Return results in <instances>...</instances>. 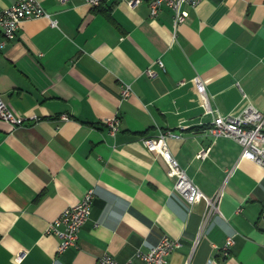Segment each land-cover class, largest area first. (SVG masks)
Returning a JSON list of instances; mask_svg holds the SVG:
<instances>
[{
	"label": "crops",
	"instance_id": "0c3cea01",
	"mask_svg": "<svg viewBox=\"0 0 264 264\" xmlns=\"http://www.w3.org/2000/svg\"><path fill=\"white\" fill-rule=\"evenodd\" d=\"M16 1L0 0V11ZM37 1L49 18L24 21L10 42L0 31V96L25 120L0 121V264H94L103 253L124 263L164 235L181 242L166 264H264V167L205 132L248 106L264 117V0H201L177 26L166 7L151 18L149 0ZM113 117L111 135L103 122ZM167 131L180 136L167 147L200 192H221L203 229L205 199L188 205L141 143ZM89 188L77 246L58 255L47 227Z\"/></svg>",
	"mask_w": 264,
	"mask_h": 264
},
{
	"label": "built area",
	"instance_id": "2783aa9c",
	"mask_svg": "<svg viewBox=\"0 0 264 264\" xmlns=\"http://www.w3.org/2000/svg\"><path fill=\"white\" fill-rule=\"evenodd\" d=\"M61 4H65L70 0H57ZM102 0H84L87 6L97 7L101 4ZM143 0H128L127 5L134 7L141 4ZM201 0H149V16L153 19L157 17L160 10L163 7L170 9L173 12L174 24L181 25L188 18V11L184 7L194 9V7ZM49 18L45 10L41 7V4L37 0H17L13 6L5 8L0 11V31L5 41H11L14 39L18 32L19 25L24 21ZM51 27H55V21L50 20ZM146 75L150 78L156 77L154 71L148 69ZM202 77L197 76L192 79V83L195 87L203 108L206 113L211 114L213 111L209 108L207 99V90ZM122 99H126L131 96L132 90L129 85H123L121 89ZM65 121L66 118L62 117ZM0 121H4L10 124L12 128L23 125L24 118L13 114L9 107L4 103L0 96ZM103 125L107 127L109 133L114 135L118 133L120 127V120L116 117L106 119ZM208 136L211 139H231L237 141L240 145V156L250 162H254L264 167V117L257 110L252 107L245 108L238 117L216 115L210 126L206 128ZM166 138L179 139L180 136L171 131L160 132L158 136L154 138L141 139V143L145 145L153 154L158 156L165 162L168 172L172 178V190L177 191L186 203L193 204L202 198L206 202V211L202 217V229L208 222L209 218L215 213H219V201L221 192H217L213 197H207L199 188L193 183L191 178L187 176L185 170L179 165L175 157L171 155L167 144ZM206 151H201L197 156L198 158H204ZM94 198V191L89 188L83 197L74 205L65 207L57 218L52 220L48 227L47 233L54 234L58 239V245L56 254L62 253L67 248L77 246V240L81 227L89 218L91 205ZM261 217L264 218V210L261 213ZM202 231V230H201ZM200 236V234H198ZM234 234L225 238V242L220 248L222 255L226 256L229 253L230 247L234 244ZM198 236V237H199ZM181 246L179 239L170 238L164 235L158 240V242L151 246L148 250H138L134 252L124 263L119 262L113 256L108 253H103L98 256L94 264H166L168 255L177 250ZM25 255L24 252H19L18 259H22ZM211 260L207 264H211Z\"/></svg>",
	"mask_w": 264,
	"mask_h": 264
}]
</instances>
